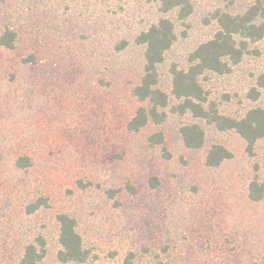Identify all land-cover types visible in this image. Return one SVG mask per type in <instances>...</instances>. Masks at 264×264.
<instances>
[{"label": "rangeland", "instance_id": "1", "mask_svg": "<svg viewBox=\"0 0 264 264\" xmlns=\"http://www.w3.org/2000/svg\"><path fill=\"white\" fill-rule=\"evenodd\" d=\"M195 2L185 21L168 15L178 32L160 66L168 117L133 132L145 51L134 39L155 19L153 1L0 0V35L18 34L13 49L0 46V264H21L41 239L46 255L37 264H74L58 259L60 213L77 220L90 252L84 264H119L130 253L134 264H264V140L250 150L234 130L171 111L172 66L187 69L218 30L213 12L230 3ZM249 2L229 7L242 12ZM249 50L229 73L200 78L225 117L264 107V40ZM192 123L205 131L200 149L181 135ZM156 133L162 144L149 142ZM216 144L231 157L209 167ZM21 157L31 165L19 167ZM40 200L47 205L29 212Z\"/></svg>", "mask_w": 264, "mask_h": 264}, {"label": "trees", "instance_id": "2", "mask_svg": "<svg viewBox=\"0 0 264 264\" xmlns=\"http://www.w3.org/2000/svg\"><path fill=\"white\" fill-rule=\"evenodd\" d=\"M138 1V0H130ZM157 8L155 19L146 29L139 31L135 36V43L143 46L144 68L140 83L134 88L133 94L142 105L128 122L129 131L137 132L148 123H163L168 117L167 109L171 104V96L160 88V66L164 63L166 53L178 39L177 25L168 15L173 14L177 20L185 21L196 10V0H151ZM229 1L228 9H217L212 17L218 24V30L208 41L201 43L188 58L187 69L172 66V95L178 103L171 108L179 115L190 114L198 120L215 125L219 130H234L247 143L252 150L259 140H264V107L250 110L240 120L221 115L214 103L209 102L207 92L204 90L200 78L206 72L218 74L229 73L232 65L239 64L243 57L249 53L250 43L264 40V0H250L245 10L233 12L229 7L234 6L236 0ZM18 34L12 29H6L0 35V46L13 49ZM118 44L117 49H122ZM31 55V61L36 62ZM29 58V60H30ZM257 85L264 88V74L257 79ZM258 95V94H257ZM254 96V99L257 98ZM147 104V105H146ZM181 135L186 147L200 149L205 143V131L197 123L187 124L181 128ZM153 145L162 144V133L149 137ZM231 153L222 145H213L207 156L205 164L209 167H218L223 161L229 159ZM28 157L17 160L19 167L31 165ZM153 181V183H152ZM156 178L151 179L153 186L157 185ZM131 191H135L131 187ZM251 192L253 200H259L263 191ZM113 195V194H111ZM47 202L40 200L32 204L29 212H34ZM60 225L59 242L62 249L58 259L62 263L84 264L90 258V252L84 247L83 239L77 230V220L68 213L57 216ZM46 255L44 240L39 241V247L34 244L27 246L21 264H37ZM134 264V254L130 253L122 263ZM160 264H170L163 263Z\"/></svg>", "mask_w": 264, "mask_h": 264}]
</instances>
